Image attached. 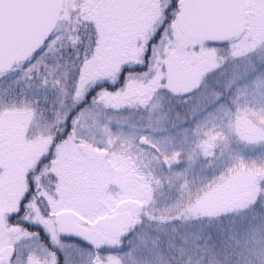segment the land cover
<instances>
[{
	"label": "snow or ice",
	"instance_id": "6c2138e0",
	"mask_svg": "<svg viewBox=\"0 0 264 264\" xmlns=\"http://www.w3.org/2000/svg\"><path fill=\"white\" fill-rule=\"evenodd\" d=\"M0 264H264V0H0Z\"/></svg>",
	"mask_w": 264,
	"mask_h": 264
}]
</instances>
